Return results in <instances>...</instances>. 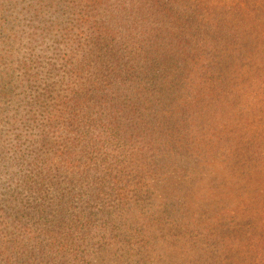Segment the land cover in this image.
I'll return each instance as SVG.
<instances>
[{
  "label": "trees",
  "instance_id": "trees-1",
  "mask_svg": "<svg viewBox=\"0 0 264 264\" xmlns=\"http://www.w3.org/2000/svg\"><path fill=\"white\" fill-rule=\"evenodd\" d=\"M260 10L264 0H0V264L263 261L264 175L250 181L244 155L263 146L264 105L236 108L250 104L244 86L264 87L249 29ZM166 151L205 176L132 181Z\"/></svg>",
  "mask_w": 264,
  "mask_h": 264
},
{
  "label": "rangeland",
  "instance_id": "rangeland-1",
  "mask_svg": "<svg viewBox=\"0 0 264 264\" xmlns=\"http://www.w3.org/2000/svg\"><path fill=\"white\" fill-rule=\"evenodd\" d=\"M211 1H214V2L216 1L218 3H227V2H244L245 0H211ZM258 14H259V16H258V19L255 21V23L253 22V20H250L249 29L253 30V33L251 35V40L254 41V43L256 45V47L254 48V51L256 52L261 48L260 54H261L262 58L264 59V46L261 47L260 43H257V41H256V39H260L264 43V11L260 10L258 12ZM209 29H210V27L205 28L204 26H200L198 31H196V37H198V40L201 41V40L206 39L207 34H204V33H205V30H209ZM246 39L247 38H245L242 42H246ZM254 43L251 42L249 44H254ZM241 47L242 46H239L237 48H241ZM219 49H222L221 46L219 47ZM228 49L226 51L229 52ZM250 49H252V48H248V51ZM248 51L245 54H248ZM230 53L232 54V56L237 55V53L235 51H231ZM245 54H243V55H245ZM231 64H229L226 67L220 66V68H226V69L231 68ZM261 67L264 68V61H263V65ZM241 68L246 69L243 66ZM263 73H264V69H263ZM241 93L243 95V98H247V100L250 101V104L243 101L241 104L236 106V108L239 111L247 110L253 104H258L260 106L264 105V87H259V85L254 86V85L247 84L246 86L243 87V89H241ZM222 107H224V108L223 109L210 108L213 111L212 120L215 122V124L217 123V121H218V123H221L220 117H221L223 110L227 107V105L222 104ZM233 107H234V105H230L231 109H229V110H231L232 113H235L233 111ZM258 132L259 131L257 130V133ZM167 153L168 152L166 151L165 156L158 157L159 161L154 163V165L152 166L155 169L154 174H151V175L146 174V175H144L143 180L140 178H135L132 181H157L156 179H157V175H158V176H160V178H164L163 181H177L179 183V181H191V182H193V181H195L196 178L198 179V178H202L205 176L206 171H204L202 169L204 167H201L197 163L191 162L193 160V158L187 157L188 158L187 159L186 157H182L178 154H174L175 153L174 151H173V154L175 157L172 160H169L170 164L168 165ZM250 153H252V152H250ZM244 154L245 153H243V155ZM244 156H247L249 165L251 166L253 173H254V175H251L252 176L251 179H253V180H250V181H261L262 175H264V143L260 149L259 154H257V153H254V155L245 154ZM207 160L208 159L203 160V164H205V168L207 167V164L205 163V161L209 162ZM216 167L220 168V166L217 164V162H216ZM155 173H157V175H155ZM168 185L170 187H172V183L168 182ZM131 191H133V190L131 189ZM165 196H166V194H164V191H161V194H157L154 197L157 201H159L160 199H162ZM261 199L264 200L263 196ZM121 250L122 251H120V252L126 253V254L131 252L129 246L122 247ZM122 262H127V258L125 257L124 260L121 261V263ZM249 264H264V260L262 261L260 255H258L256 253L254 258H252L250 260Z\"/></svg>",
  "mask_w": 264,
  "mask_h": 264
}]
</instances>
